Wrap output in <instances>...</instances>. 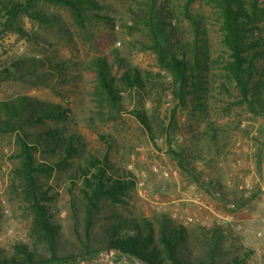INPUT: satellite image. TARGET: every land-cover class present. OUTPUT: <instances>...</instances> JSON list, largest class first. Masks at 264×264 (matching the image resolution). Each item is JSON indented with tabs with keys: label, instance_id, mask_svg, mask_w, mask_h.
<instances>
[{
	"label": "trees",
	"instance_id": "1",
	"mask_svg": "<svg viewBox=\"0 0 264 264\" xmlns=\"http://www.w3.org/2000/svg\"><path fill=\"white\" fill-rule=\"evenodd\" d=\"M193 1H184L185 12ZM167 2L150 0L149 14L144 17L150 39L144 48L155 54L159 69L172 78L168 89L174 104L167 128L175 129V113L180 110L200 113L205 119L201 132L196 123L188 124V147L169 150L181 174L189 181H199L212 159L202 154L199 136H204L209 150L217 149L223 135L211 118V101L218 99V94L228 98L226 108L244 106L251 115L264 118V0H208L220 20L221 41L227 51L223 66L212 60L202 45V16L189 18L194 39L185 42L164 14L170 16ZM45 4L69 11L84 30L92 19L111 21L110 16L98 12L105 8L99 0H0V33L31 37L22 25L24 18L42 26L59 24L58 16L47 11ZM47 61L39 56H24L9 65L0 60V80L25 77L33 84H43L53 73H64L63 69L70 67ZM114 63L122 70L119 76L105 57H97L91 64L100 101L117 114L122 110V89L135 93L142 105L147 87L139 69L124 65L120 57H115ZM215 65L220 66L219 72L213 71ZM0 105L5 117L0 126L15 137L17 164L13 172L20 182L21 208L28 220L24 239L0 244V264H100V254L107 251L116 258L129 256L124 264H248L251 260L248 248L238 252L240 248L226 244L223 226L190 230L165 213L153 218L132 216L125 204L134 189V177L111 161L112 137L99 134L105 150L100 155L88 152L73 127L75 119L69 107L28 95ZM132 113L153 138L145 114L137 109ZM167 142L170 145V139ZM197 160L203 161L202 168L196 165ZM55 173L65 174L69 182L66 225L58 221V209L51 208L56 193L47 183ZM219 181L210 179L204 188L220 186ZM228 199L236 205L235 199L244 201L234 196Z\"/></svg>",
	"mask_w": 264,
	"mask_h": 264
},
{
	"label": "rangeland",
	"instance_id": "2",
	"mask_svg": "<svg viewBox=\"0 0 264 264\" xmlns=\"http://www.w3.org/2000/svg\"><path fill=\"white\" fill-rule=\"evenodd\" d=\"M161 3L164 0H155ZM168 1L170 16H165L176 27L177 36L185 42L194 39L193 25L189 18L200 14L204 30L203 47L212 60L218 65L227 58V51L222 44L220 20L216 10L208 4V0H194L188 12L183 9L185 0ZM105 6L102 14L110 16L111 21L90 20L88 29H81L73 21L69 11L58 6L44 5V8L54 13L59 18V24L39 25L28 18H24L22 25L29 38L15 32L6 31L0 33V60L4 64L21 60L24 56H39L46 58L48 64L63 63L70 66L63 69L64 73H53V77L46 79L43 84H33L24 78L15 80H0V104L19 95H28L41 101L58 103L69 107L74 116V129H76L86 144V150L92 154L100 155L105 150V142L99 134H107L112 137L113 148L110 159L113 163L135 176L139 171L147 173V181L153 190L162 183L169 190H176L177 185L196 182L202 188L207 183L202 179L189 181L188 176L181 174L176 160L169 150H179L191 144L188 124L196 123L199 132L205 124V119L200 113L190 111H177L175 113V129L167 128L166 123L170 117L173 100L170 88L172 78L166 71L159 69L155 54L144 48L149 43V33L144 25V17L149 14L150 0H99ZM104 10V11H103ZM264 26V22L261 23ZM264 34V31H263ZM256 35H258V30ZM97 57H105L113 65L112 72L119 76L122 70H118L114 63L115 57H120L123 64L137 68L145 78L147 95L138 101L139 97L128 90L120 91L122 98V110L115 113L105 102L100 101L98 84L92 71V61ZM215 65L214 72H219L220 66ZM221 71L223 72L222 68ZM216 88V83H212ZM229 87H233L230 84ZM217 89V88H216ZM215 92V91H213ZM218 99L212 100L213 106L211 118L215 119L222 131L221 144L217 149L206 147L203 135L199 136V144L204 148L202 154L205 158H212L205 168L209 179L222 180L227 176L232 177L234 186L228 191L232 197L239 196V186L242 176H246L249 170L250 159L241 152L234 151L230 146L236 139L247 137L248 131L240 127L241 121H246L250 129H255L258 136L254 140L259 148L264 147V118L251 115L244 106H228V98L218 94ZM1 106V105H0ZM139 110L145 114L154 132L153 138L132 113ZM5 118L0 110V119ZM183 118V119H182ZM178 131V132H177ZM183 134V141L177 142L176 134ZM170 139V145L167 140ZM84 150V151H86ZM16 151L15 137L11 132L4 131L0 126V244L6 245L17 240L24 239L28 230V220L22 211L20 201V182L14 175V166L17 160L14 157ZM86 151V152H87ZM210 152V153H209ZM219 153V154H218ZM236 157L242 159V166L238 169L233 166ZM222 166H218V159ZM259 156H253L256 171L261 174L260 165L257 163ZM156 162H164L177 174L167 180L158 179L150 173V165ZM209 183V182H208ZM54 187L55 200L51 203L52 209H58L57 219L64 225L68 222V210L70 205L69 182L65 174L55 173L48 180ZM210 184V183H209ZM210 189V187H208ZM205 189V188H204ZM126 208L135 218H153L158 214H167L153 208L140 197L134 188L131 196L126 199ZM237 202L233 212L234 221L241 222L243 226L262 225L264 209L258 200ZM240 201V202H239ZM216 204V210L222 213L228 211ZM124 214H127L124 212ZM233 223V221H231ZM198 225L186 226L190 230ZM227 245L251 251V260L256 255L253 248L258 246L260 256L264 259V238L255 239L226 225ZM113 252L101 253L100 264H112ZM125 260L118 262L124 264ZM139 264V263H134Z\"/></svg>",
	"mask_w": 264,
	"mask_h": 264
},
{
	"label": "built area",
	"instance_id": "3",
	"mask_svg": "<svg viewBox=\"0 0 264 264\" xmlns=\"http://www.w3.org/2000/svg\"><path fill=\"white\" fill-rule=\"evenodd\" d=\"M247 125L244 120L240 122V127L248 131L247 137L234 140L230 146L237 153L241 152L250 159L249 166L246 167L249 173L241 178L239 196L244 201L258 200L264 209V147L261 150V156H259L261 171V174H259L255 169L254 162L251 161V158L258 155L259 152V147L254 141L258 134L255 129H250ZM175 139L179 143L182 142L183 134H176ZM196 165L199 168L204 166L201 160H197ZM218 166H222L220 159L218 160ZM233 166L237 169L242 166V159L236 157L233 160ZM149 169L150 173L162 180H167L177 174L175 170H171L169 165L164 162L153 163ZM133 177L134 188L138 195L153 208L166 212L182 226L198 225L211 228L213 226L226 227L227 224H230L235 231L243 232L245 235L255 239L264 238V217L261 220V227L243 226L241 222L234 221L233 212L236 210L237 205L228 199L230 198L228 191L234 186L231 175L220 180V186L212 187L208 191L196 182L178 184L176 190H169L166 184L162 183L156 190H153L147 181V173L144 170L139 171ZM202 179L206 183L210 180L206 173L202 176ZM224 198H227L226 201H223ZM214 203L222 206L228 212L224 214L220 210H216V204ZM253 253L257 256L253 262L255 264H264V259L260 256L261 250L258 246L253 248Z\"/></svg>",
	"mask_w": 264,
	"mask_h": 264
},
{
	"label": "water",
	"instance_id": "4",
	"mask_svg": "<svg viewBox=\"0 0 264 264\" xmlns=\"http://www.w3.org/2000/svg\"><path fill=\"white\" fill-rule=\"evenodd\" d=\"M107 254H109V251H107ZM128 259H130V257L129 256H123V257H120V258H116V257H112V264H118V262H120V261H123V260H128ZM143 264H145V263H143Z\"/></svg>",
	"mask_w": 264,
	"mask_h": 264
},
{
	"label": "crops",
	"instance_id": "5",
	"mask_svg": "<svg viewBox=\"0 0 264 264\" xmlns=\"http://www.w3.org/2000/svg\"><path fill=\"white\" fill-rule=\"evenodd\" d=\"M230 197H231V195H230Z\"/></svg>",
	"mask_w": 264,
	"mask_h": 264
}]
</instances>
